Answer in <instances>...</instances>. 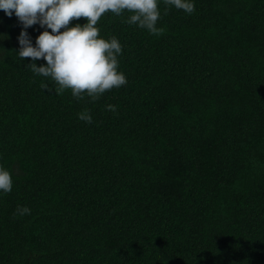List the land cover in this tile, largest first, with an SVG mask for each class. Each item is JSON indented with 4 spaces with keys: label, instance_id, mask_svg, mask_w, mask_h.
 <instances>
[{
    "label": "trees",
    "instance_id": "16d2710c",
    "mask_svg": "<svg viewBox=\"0 0 264 264\" xmlns=\"http://www.w3.org/2000/svg\"><path fill=\"white\" fill-rule=\"evenodd\" d=\"M193 2L160 0L159 37L101 17L127 84L95 102L32 73L0 10V264H264V0Z\"/></svg>",
    "mask_w": 264,
    "mask_h": 264
},
{
    "label": "clouds",
    "instance_id": "9594fccd",
    "mask_svg": "<svg viewBox=\"0 0 264 264\" xmlns=\"http://www.w3.org/2000/svg\"><path fill=\"white\" fill-rule=\"evenodd\" d=\"M159 4L160 0H0V10L8 17H12L14 11L23 25L17 55L21 60L32 58L26 65L32 73L49 78L57 95L70 91L78 101L90 98L89 102H95L107 91L127 84L126 75L119 71L118 58L123 46L115 35L108 39L101 37L98 21L105 13L123 16L127 11L130 15L124 23L138 25L159 37L165 32L163 27L157 26L161 19ZM163 4L164 15L172 7L188 15L196 10L193 0H163ZM81 17L87 18V23L69 27L71 21ZM36 24L44 31L33 45L27 29ZM39 59L46 64L37 66ZM41 87L49 90L46 83L41 82ZM106 110L117 113V106L107 104ZM77 115L79 120L93 123L90 109L84 108ZM12 189L11 172L0 165V192L9 194ZM30 214V208L19 205L14 213Z\"/></svg>",
    "mask_w": 264,
    "mask_h": 264
}]
</instances>
